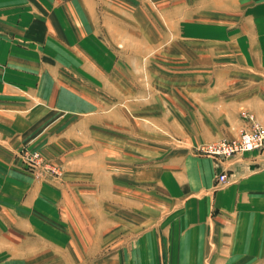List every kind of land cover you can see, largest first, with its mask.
Here are the masks:
<instances>
[{
	"label": "rangeland",
	"instance_id": "obj_1",
	"mask_svg": "<svg viewBox=\"0 0 264 264\" xmlns=\"http://www.w3.org/2000/svg\"><path fill=\"white\" fill-rule=\"evenodd\" d=\"M109 1L98 35L106 36L108 66L104 85L91 94L104 106L59 110L37 142L15 149L27 182L40 184L27 194L35 192L41 203L26 206L24 235L4 223L16 238L0 264H164L176 253L181 223L171 204L185 156L217 163L232 154L212 156L199 146L234 137L221 121L245 119L246 127L250 115L255 122L231 102L242 77L226 86L230 78L221 72L241 75L239 61L226 57L231 46L186 39L171 27L183 15L227 13L209 10L211 0H121L120 9ZM218 173L225 172L214 174L215 187L226 181L225 174L218 182Z\"/></svg>",
	"mask_w": 264,
	"mask_h": 264
},
{
	"label": "crops",
	"instance_id": "obj_2",
	"mask_svg": "<svg viewBox=\"0 0 264 264\" xmlns=\"http://www.w3.org/2000/svg\"><path fill=\"white\" fill-rule=\"evenodd\" d=\"M254 1L212 4L211 0L207 8L227 16L183 15L171 27L186 39L231 46L233 52L226 57L237 59L242 68L241 75L221 70L231 79H226V86L233 87L235 75L242 77L231 102L264 124V0ZM121 2L113 0V6L120 9ZM111 4L109 0H0V253L8 251L6 245L16 238L11 239L4 223H14L17 236L24 235L26 206L41 203L35 192L27 194L40 184L27 182L18 168L13 155L17 146L37 142L43 124L57 120L59 110L104 106L91 94L104 85L108 63L102 42L107 40L98 35L100 25L106 27L104 13ZM221 122L233 136L246 124L245 119ZM185 157L189 159L178 168L174 183L178 197L171 204L181 223L176 253L171 252L164 264H264V144L217 163L205 156ZM221 171L226 181L215 187L213 176ZM182 173L190 179H183Z\"/></svg>",
	"mask_w": 264,
	"mask_h": 264
},
{
	"label": "built area",
	"instance_id": "obj_3",
	"mask_svg": "<svg viewBox=\"0 0 264 264\" xmlns=\"http://www.w3.org/2000/svg\"><path fill=\"white\" fill-rule=\"evenodd\" d=\"M249 125L242 127L236 136L225 139L220 138L215 141L201 144L199 149L208 152L212 156H228L234 152L257 148L264 142V124L252 121V117L249 115ZM217 181H225V173L217 174Z\"/></svg>",
	"mask_w": 264,
	"mask_h": 264
}]
</instances>
